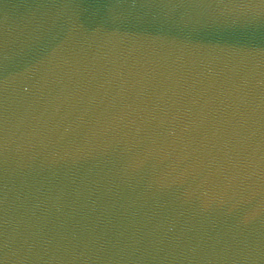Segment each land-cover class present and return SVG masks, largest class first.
<instances>
[{
	"label": "water",
	"instance_id": "95a60500",
	"mask_svg": "<svg viewBox=\"0 0 264 264\" xmlns=\"http://www.w3.org/2000/svg\"><path fill=\"white\" fill-rule=\"evenodd\" d=\"M0 264H264V0H0Z\"/></svg>",
	"mask_w": 264,
	"mask_h": 264
}]
</instances>
